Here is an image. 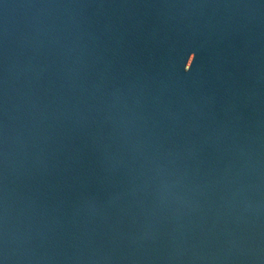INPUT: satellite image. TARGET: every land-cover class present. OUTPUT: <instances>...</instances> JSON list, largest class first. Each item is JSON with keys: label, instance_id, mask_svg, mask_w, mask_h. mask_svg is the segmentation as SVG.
<instances>
[{"label": "water", "instance_id": "obj_1", "mask_svg": "<svg viewBox=\"0 0 264 264\" xmlns=\"http://www.w3.org/2000/svg\"><path fill=\"white\" fill-rule=\"evenodd\" d=\"M0 264H264V0H0Z\"/></svg>", "mask_w": 264, "mask_h": 264}]
</instances>
